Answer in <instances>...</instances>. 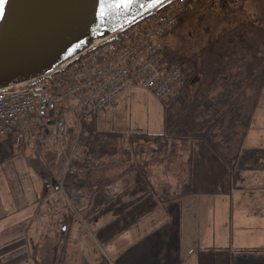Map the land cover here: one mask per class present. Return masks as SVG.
I'll list each match as a JSON object with an SVG mask.
<instances>
[{"label":"trees","instance_id":"obj_1","mask_svg":"<svg viewBox=\"0 0 264 264\" xmlns=\"http://www.w3.org/2000/svg\"><path fill=\"white\" fill-rule=\"evenodd\" d=\"M198 1L207 7L180 14L170 32L175 43L165 48V60L180 67L183 82L164 100V132L101 130L97 114L77 137L70 126L62 149H44V142L29 138L37 148L28 165L44 194L64 176L71 200L81 192L90 203L97 192L137 177L160 203L184 198L192 193L193 141L204 142L234 168L264 88V0H221L216 10L209 0ZM76 138L79 152L67 168ZM157 165L168 178L154 181ZM68 214L53 221L34 245L35 264H64Z\"/></svg>","mask_w":264,"mask_h":264},{"label":"crops","instance_id":"obj_2","mask_svg":"<svg viewBox=\"0 0 264 264\" xmlns=\"http://www.w3.org/2000/svg\"><path fill=\"white\" fill-rule=\"evenodd\" d=\"M195 142L192 193L167 203H160L146 181L137 177L97 192L90 203L85 202L82 194L74 202L68 201L53 189L44 194L42 182L30 168L36 178L34 186L38 198L22 202L18 212L12 210L17 216L10 225L19 226L12 231L13 236L0 244L3 245L1 258L11 257L14 261L22 254L19 262L35 264L34 245L53 221L69 215L70 211L73 217L66 231L65 264H229V245H217V232L211 236V230L217 231L219 220L210 195L228 193L225 180L219 181L220 177L225 179L224 173L228 178L229 167L213 159V152L202 145V141ZM222 183H226V190H222ZM215 200L219 203L218 198ZM34 202L36 204H32ZM227 203L226 199V220L229 219ZM43 204L47 207L44 215ZM28 217H31L29 223ZM38 217L43 221L32 229ZM5 221L0 220V231L6 229ZM4 245L12 246L5 248Z\"/></svg>","mask_w":264,"mask_h":264},{"label":"built area","instance_id":"obj_3","mask_svg":"<svg viewBox=\"0 0 264 264\" xmlns=\"http://www.w3.org/2000/svg\"><path fill=\"white\" fill-rule=\"evenodd\" d=\"M220 1L209 0L208 5L216 9ZM205 7L198 0H174L165 11H155L95 43L42 78L0 90V137L14 135L19 149L28 138L62 149L70 126L76 127L77 137L83 123L114 106L125 89H143L162 99L174 95L183 73L165 60L166 38L180 14ZM77 152L76 138L67 168ZM53 189L71 201L64 189V176L54 182ZM80 195L76 193V197Z\"/></svg>","mask_w":264,"mask_h":264},{"label":"rangeland","instance_id":"obj_4","mask_svg":"<svg viewBox=\"0 0 264 264\" xmlns=\"http://www.w3.org/2000/svg\"><path fill=\"white\" fill-rule=\"evenodd\" d=\"M174 43L175 37L170 33L166 38V45L171 46ZM168 98H158L139 88L125 89L118 95L114 106L98 115V128L121 131L125 134L132 132L163 133L164 100ZM28 140L24 149H19L15 144L14 135L0 137V220H6L4 226L6 229L0 231V244L9 236H13L12 231L19 226L18 224L10 225L11 220L17 216L13 215L15 212L12 210L18 212L22 209V202H27V200L32 202L38 198L37 189L34 186L36 178L32 176L27 161V157L32 155L37 146L34 140L31 142ZM201 143L205 145L204 142ZM244 144L235 167L229 168L228 178L225 173L223 174L225 179L220 177L219 182L225 180L227 183L228 193H225L226 191L209 193L213 198L212 208L216 210L219 220L217 231L211 230V236L213 237L217 232V245H229V264H264V88L260 96L259 108ZM43 145L44 149L53 148L48 143ZM247 145H250V150H246ZM208 151L211 152L209 149ZM212 156L213 159L228 167L215 154L212 153ZM163 173L161 165L155 166L154 181L168 178ZM137 174L139 175L138 172ZM226 183H222V190H226ZM211 187L214 188L213 185ZM216 198L219 199V203H216ZM226 199L229 205V219L227 220L225 216ZM44 208L47 207L43 204L41 208L43 215ZM26 221L29 223L31 217H28ZM40 221H43V218L38 217L32 229L37 228ZM220 236H223V239H220ZM4 246L7 248L12 245ZM2 247L3 245H0V252ZM67 247L68 245H66V251ZM19 258L22 259V254ZM19 258L11 261V257L1 258L0 256V264H11V262L22 264L18 261Z\"/></svg>","mask_w":264,"mask_h":264},{"label":"water","instance_id":"obj_5","mask_svg":"<svg viewBox=\"0 0 264 264\" xmlns=\"http://www.w3.org/2000/svg\"><path fill=\"white\" fill-rule=\"evenodd\" d=\"M173 1L136 0L128 10L101 17V0H5L0 90L42 78Z\"/></svg>","mask_w":264,"mask_h":264},{"label":"snow or ice","instance_id":"obj_6","mask_svg":"<svg viewBox=\"0 0 264 264\" xmlns=\"http://www.w3.org/2000/svg\"><path fill=\"white\" fill-rule=\"evenodd\" d=\"M136 0H101V17L118 12L121 9L128 10ZM5 0H0V17L3 15Z\"/></svg>","mask_w":264,"mask_h":264}]
</instances>
